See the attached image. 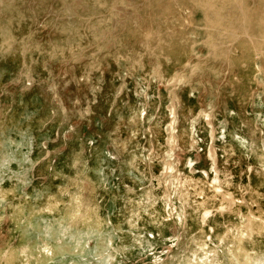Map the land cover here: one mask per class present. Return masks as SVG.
I'll return each mask as SVG.
<instances>
[{"label": "rangeland", "instance_id": "1", "mask_svg": "<svg viewBox=\"0 0 264 264\" xmlns=\"http://www.w3.org/2000/svg\"><path fill=\"white\" fill-rule=\"evenodd\" d=\"M153 1L163 19L178 18L179 4L192 8V0ZM257 2L253 22L264 11ZM94 7L0 0V251L16 264L26 261L22 249L31 264H105L108 256L112 264H188L223 237L229 255L238 226L264 224V46L241 39L216 65L229 67L226 76L192 64L182 80L193 55L183 18L169 48L126 35L130 49L113 53L99 39L114 30L110 19ZM10 9L22 13L19 24ZM84 208L88 219L78 223ZM142 236L153 248L143 250ZM46 243L53 257H44Z\"/></svg>", "mask_w": 264, "mask_h": 264}, {"label": "bare ground", "instance_id": "2", "mask_svg": "<svg viewBox=\"0 0 264 264\" xmlns=\"http://www.w3.org/2000/svg\"><path fill=\"white\" fill-rule=\"evenodd\" d=\"M132 1L133 0H128L123 3L122 0H93L94 4L97 5V7H94L95 9L93 10H100L102 16L105 18L107 17V21L110 19L109 24H111L114 29L113 31H110L111 33L103 31L99 39L109 45H112L111 50L113 53H116V51L119 52L130 49V43L124 39L126 35L135 36L139 39L141 44L145 45H149L155 38L154 41L157 45L160 48L166 49L170 45L169 43H171V39L179 37V29L176 26L179 24V18H183L186 24L191 26L192 29L190 30L191 39L189 42L192 46L193 55L192 58L187 60L185 65L179 69L180 79L182 80L186 76V72L189 70V67H192V64L195 68H203L205 75H219L220 73H223L222 71L225 72V69L229 67L219 68L216 65L223 62L225 59H230L234 53L232 49L234 43L241 41V39L248 38L251 41L257 40V43L260 46H264V11L260 13L254 22L252 18L247 17V15H249L248 11H254L255 7L259 5L257 0H245L244 3L239 0H192V3L190 4L192 8L189 7L190 9L184 8L181 4H179V16L178 18L174 17L173 19H163L160 16L162 15V11L160 12L161 14L159 13L160 15L157 14V6L153 0H142V2L138 4H133L131 3ZM87 2L90 4L91 0H87ZM120 2L126 6V11L124 9L125 15L122 12H119L124 6L122 5V8L120 9V6H118V3ZM261 2L263 1L261 0ZM181 3L183 4V2ZM261 5L262 4H260V6ZM257 9H255V11ZM189 10H191L192 16L196 15L194 23L189 21ZM21 15L22 13L19 10L11 13L10 9L9 21L11 24H19ZM138 19L145 22L144 24L146 25H144V28L136 27L134 25ZM68 20H72V17H69ZM106 20L102 18L100 21L104 23ZM167 24L172 25L171 28L176 27L177 29H164ZM253 25H255L256 33H252L254 35H251L250 31H254L252 28ZM155 27H157L156 30ZM13 34L14 33L11 35ZM180 40L183 41L182 38H180ZM113 53L108 54L107 56L114 58L119 66L125 67L126 62ZM179 62L181 61L179 60ZM225 73H223L224 76L227 74ZM167 168L170 167L167 166ZM1 191V198L4 200L7 195L5 193L3 194ZM88 210V208L81 210L79 215L76 217V222L79 223L80 220L86 221L88 219ZM209 213L210 210H207L205 215ZM105 229H110L109 232L115 231L112 221L108 220L105 222ZM259 232L264 233V224L261 222H253L249 219L247 222H244L237 227L232 249L230 247L228 248V250H230L229 255H227L223 250L225 239L221 237L219 240L212 242V244L216 245L215 249H211L207 243H204L201 248L202 253H192V257L189 258L187 263L264 264V250H262L264 249V240L257 238L256 234ZM108 236L109 237L106 241L108 248L113 249L117 255H122V248L116 246L112 235ZM139 245L144 251H146L147 249L153 248V241L148 239V237L142 236L139 240ZM43 248L46 250V252H44L45 258L48 256H54V248L50 243H46ZM260 251L262 253L261 257L259 256ZM9 252L10 251H0V264H16L7 261V259L10 258L7 256L9 255ZM22 255L26 261H21L19 264H31L34 255L30 249H22ZM113 259V256H108L105 264H112ZM39 261L42 260L39 259L37 261V258H35L33 264H38Z\"/></svg>", "mask_w": 264, "mask_h": 264}]
</instances>
